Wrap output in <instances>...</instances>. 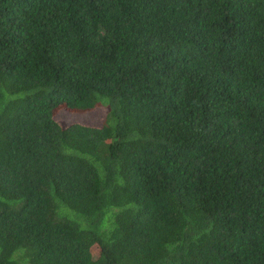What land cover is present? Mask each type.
<instances>
[{
	"label": "trees",
	"instance_id": "16d2710c",
	"mask_svg": "<svg viewBox=\"0 0 264 264\" xmlns=\"http://www.w3.org/2000/svg\"><path fill=\"white\" fill-rule=\"evenodd\" d=\"M0 264H264V0H0Z\"/></svg>",
	"mask_w": 264,
	"mask_h": 264
},
{
	"label": "rangeland",
	"instance_id": "374dc122",
	"mask_svg": "<svg viewBox=\"0 0 264 264\" xmlns=\"http://www.w3.org/2000/svg\"><path fill=\"white\" fill-rule=\"evenodd\" d=\"M104 113H105V110L103 108L97 109L91 112L90 114H73V113H69L66 110H61L55 115V119L59 123H65V124L73 120H79V121L86 122L89 120H94L95 118H98V117H103Z\"/></svg>",
	"mask_w": 264,
	"mask_h": 264
}]
</instances>
